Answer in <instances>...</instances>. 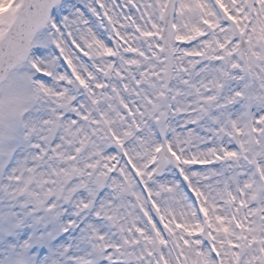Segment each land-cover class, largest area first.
I'll return each instance as SVG.
<instances>
[{"label":"snow or ice","instance_id":"snow-or-ice-1","mask_svg":"<svg viewBox=\"0 0 264 264\" xmlns=\"http://www.w3.org/2000/svg\"><path fill=\"white\" fill-rule=\"evenodd\" d=\"M0 264H264V0H0Z\"/></svg>","mask_w":264,"mask_h":264},{"label":"clouds","instance_id":"clouds-1","mask_svg":"<svg viewBox=\"0 0 264 264\" xmlns=\"http://www.w3.org/2000/svg\"><path fill=\"white\" fill-rule=\"evenodd\" d=\"M2 115H3V117H4L5 119H7V118H8V116H9V114H8V112H7V111H4Z\"/></svg>","mask_w":264,"mask_h":264}]
</instances>
